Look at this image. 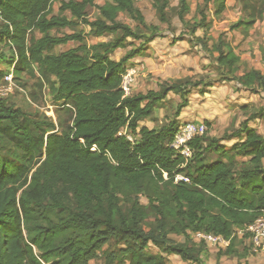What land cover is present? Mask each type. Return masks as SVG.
Segmentation results:
<instances>
[{
  "label": "trees",
  "instance_id": "trees-1",
  "mask_svg": "<svg viewBox=\"0 0 264 264\" xmlns=\"http://www.w3.org/2000/svg\"><path fill=\"white\" fill-rule=\"evenodd\" d=\"M136 1L97 6L95 0H64L59 14L52 15V0H0V41L13 51L12 72L18 76L36 65L52 101L60 104L56 126L51 118L37 119L0 99V264H89L100 252L104 264H166L162 254L201 264L203 242L176 243L170 235H221L229 239L222 253L227 256L230 243L239 238L235 231L263 214L264 137L249 125L254 117L223 138L194 137L186 160L170 143L187 96L200 83L170 79L158 90L124 95L122 76L130 61L155 38L150 34L155 26L145 23ZM236 1L249 8L251 18L238 20L230 30H247L255 22L252 1L264 5V0ZM178 2V19L186 24L190 6L187 0ZM167 3L159 0L161 21ZM94 7L99 17L89 19ZM224 9L220 3L215 13ZM123 12L148 33L120 22ZM79 24L98 37L116 36L88 47L82 31L53 34ZM201 26L193 25L191 33ZM128 39L140 43L112 60L110 53L125 48ZM69 42L79 44L51 52ZM210 53L220 80L235 81L239 90L264 91V73L240 72L239 55L221 35ZM4 58L0 54V61ZM6 73L0 69V82ZM170 92L181 99L174 119L159 128L140 125ZM123 129L132 142L119 135ZM234 138L239 142L221 143ZM238 157L247 159L239 164ZM176 175L188 181H175ZM148 245L162 250L149 253Z\"/></svg>",
  "mask_w": 264,
  "mask_h": 264
},
{
  "label": "rangeland",
  "instance_id": "rangeland-1",
  "mask_svg": "<svg viewBox=\"0 0 264 264\" xmlns=\"http://www.w3.org/2000/svg\"><path fill=\"white\" fill-rule=\"evenodd\" d=\"M60 1L64 0H52L50 8L52 15L59 14ZM105 2L107 0H95L97 6L103 5ZM187 2L190 10L185 16L187 23L182 24L177 15L178 0H168L163 12L164 21H161L159 17V0L136 1L135 7L143 15L145 23L155 26V29L150 32L155 35V38L145 45L142 56L130 61L128 68L135 69L133 82L130 85V94L150 89L158 90V85L170 79L185 80V78H190L192 83H200V85L193 88L188 94V103L177 118L178 127L186 122L198 121L204 123L206 135L223 138L239 128L243 120L254 117L249 125L264 137V91L239 90L235 81L220 80L219 69L210 53L212 43L221 35L223 39L231 42L235 53L239 55L240 72L253 68L264 73V5L252 1L255 6L254 24L247 30L242 27L230 30V26L238 20L251 18L248 15L249 8L243 7L240 1L210 0L208 3L206 0H187ZM220 3L225 4V9L217 14L215 11ZM202 14L205 16V22L201 20ZM63 15L71 19L69 12H64ZM98 17L97 8L90 9L88 18L96 19ZM118 19L120 22L128 24L137 33H148L137 20L131 19L125 12L120 13ZM198 24H202V26L192 34L191 27ZM77 31L83 32V43L88 47L111 41L116 36L106 33L98 37L90 32L88 26L81 24L77 27H66L53 31V34L61 36ZM139 43V41L128 39V45L125 48L115 50L110 53L109 57L118 61ZM78 44L69 42L52 48L51 52L60 53L68 48L76 47ZM12 52V49L0 41V54L5 55V58L0 61V69L7 73L12 71L9 60L14 55ZM32 68L33 71H25L18 76L11 72L15 78L16 86L7 101L37 119L51 118L57 126L55 110L59 109L60 104L52 101L46 82L37 74L36 65H33ZM179 102H181L179 95L173 92L168 93L167 97L155 108L153 117L144 120L140 125L159 128L168 124L174 119ZM57 114L61 121L66 120L63 111L59 110ZM236 142L239 140L234 138L223 140L221 143L231 146ZM246 159V157H238L237 161L241 164ZM141 203L145 204L146 200L142 198ZM170 237L176 243L198 242L190 233L186 236L172 234ZM109 247L112 250L116 249L115 239H110ZM226 247L219 248L204 244L200 249L202 252H200L201 264H264V254L254 252L247 238H236L230 243L231 251L227 256L222 255ZM160 250L162 249L153 245L147 247L149 253H159ZM162 256L166 264H200L184 262L175 254H162ZM104 262V257L100 252L89 264H104ZM114 264L124 263L117 260Z\"/></svg>",
  "mask_w": 264,
  "mask_h": 264
},
{
  "label": "built area",
  "instance_id": "built-area-1",
  "mask_svg": "<svg viewBox=\"0 0 264 264\" xmlns=\"http://www.w3.org/2000/svg\"><path fill=\"white\" fill-rule=\"evenodd\" d=\"M12 71L4 75L2 81L0 82V99L8 98L15 88L14 77L12 76ZM135 69L127 68L122 76L121 88L124 91V95L130 94V85L133 82V74ZM205 133V125L202 122H186L180 125L174 134L170 147L182 155L186 160L191 156V146L189 141L194 137L201 136ZM119 135H124L126 139L130 142L133 141L131 135L126 133V129L119 132ZM166 175L164 174V177ZM188 179L183 178L180 175H176L175 181ZM239 238L247 236V240L252 246L254 252H261L264 254V212L261 216L256 218L251 224L243 229H238L235 231ZM194 240L198 242H203L206 245L215 246L219 248H224L227 246L229 239L224 238L221 235H214L211 233L196 232L192 234Z\"/></svg>",
  "mask_w": 264,
  "mask_h": 264
}]
</instances>
